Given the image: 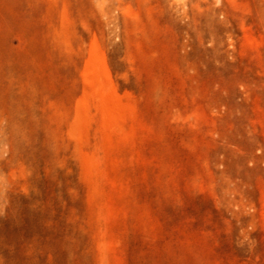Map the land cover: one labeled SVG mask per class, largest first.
<instances>
[{
	"label": "rangeland",
	"instance_id": "rangeland-1",
	"mask_svg": "<svg viewBox=\"0 0 264 264\" xmlns=\"http://www.w3.org/2000/svg\"><path fill=\"white\" fill-rule=\"evenodd\" d=\"M0 264H264V0H0Z\"/></svg>",
	"mask_w": 264,
	"mask_h": 264
},
{
	"label": "bare ground",
	"instance_id": "bare-ground-1",
	"mask_svg": "<svg viewBox=\"0 0 264 264\" xmlns=\"http://www.w3.org/2000/svg\"><path fill=\"white\" fill-rule=\"evenodd\" d=\"M4 127L2 126L1 122H0V135L4 132ZM5 133V132H4ZM5 140L4 139H0V143H3Z\"/></svg>",
	"mask_w": 264,
	"mask_h": 264
}]
</instances>
